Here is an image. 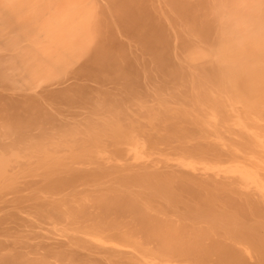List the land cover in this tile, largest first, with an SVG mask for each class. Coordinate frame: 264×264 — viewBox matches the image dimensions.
Masks as SVG:
<instances>
[{"label": "bare ground", "instance_id": "obj_1", "mask_svg": "<svg viewBox=\"0 0 264 264\" xmlns=\"http://www.w3.org/2000/svg\"><path fill=\"white\" fill-rule=\"evenodd\" d=\"M0 52V264L264 260V0H0Z\"/></svg>", "mask_w": 264, "mask_h": 264}, {"label": "rangeland", "instance_id": "obj_2", "mask_svg": "<svg viewBox=\"0 0 264 264\" xmlns=\"http://www.w3.org/2000/svg\"><path fill=\"white\" fill-rule=\"evenodd\" d=\"M1 46H2V45H1ZM3 51H4V50H3ZM2 53H4V52H0V54H2ZM0 74L2 75L1 72H0ZM1 75H0V80H2V79H1V78H2ZM0 83L2 84V81H0ZM243 245H247V244H243ZM247 248H249L248 250L251 251V252L255 251V250L252 249V247H251V250H250V246H249V245L245 246V249H247ZM259 252H261V251H259ZM259 252H258V250H256V257H258V258L260 257V256H259V254H260ZM262 252H263V251H262ZM257 253H258V256H257ZM260 255H261V254H260ZM254 260L256 261V263L254 262ZM257 260H258V262H257ZM261 260L264 261V260L262 259V256H261L260 259H256V258H254V259L251 261L250 264H258L259 261H261ZM259 264H261V262H260ZM262 264H264V263H262Z\"/></svg>", "mask_w": 264, "mask_h": 264}]
</instances>
